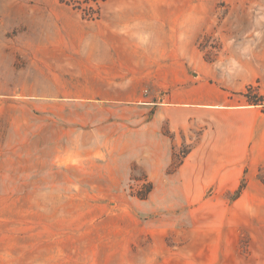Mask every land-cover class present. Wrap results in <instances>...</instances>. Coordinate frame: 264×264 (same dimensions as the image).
<instances>
[{
	"label": "rangeland",
	"instance_id": "1",
	"mask_svg": "<svg viewBox=\"0 0 264 264\" xmlns=\"http://www.w3.org/2000/svg\"><path fill=\"white\" fill-rule=\"evenodd\" d=\"M80 1L0 0V264L262 257L264 225L238 200L244 181L213 191L207 117L180 103L198 84L235 105L264 99V0H208L199 31L168 33L166 48L120 41L107 66L65 57L80 34L55 27L58 16L41 7L83 14ZM84 5L102 17L104 0ZM166 103L182 108L171 113L185 114V129L155 118Z\"/></svg>",
	"mask_w": 264,
	"mask_h": 264
},
{
	"label": "crops",
	"instance_id": "2",
	"mask_svg": "<svg viewBox=\"0 0 264 264\" xmlns=\"http://www.w3.org/2000/svg\"><path fill=\"white\" fill-rule=\"evenodd\" d=\"M207 3L208 0H104L102 17L97 19H85L78 10L59 2L41 7L58 16L55 27L69 28L80 34V47L74 48L72 53H64L65 57L81 58V64L107 66L117 63L111 51L120 49V41L123 47L133 50L166 48L168 33L189 31L184 28L189 24L191 31H199V19L207 14L204 12ZM137 54L139 59L143 58V53ZM258 76L256 72L254 79ZM109 79L114 78H106ZM86 80H104V77ZM190 91L192 99L180 104L193 105L207 117V140L203 144L208 145V177L213 180V191L232 192L244 181L239 204L249 215L250 222L264 225V102L253 104L245 98L247 104L235 105L232 97H226L212 85L198 84ZM182 93L190 98L186 92ZM216 97H223V101ZM173 110L183 111L166 103L158 107L159 114L155 118H165L171 130L185 129V114L174 115ZM159 129L160 144H165L161 127ZM191 154L194 155L195 150ZM254 257L248 264H264V255Z\"/></svg>",
	"mask_w": 264,
	"mask_h": 264
},
{
	"label": "built area",
	"instance_id": "3",
	"mask_svg": "<svg viewBox=\"0 0 264 264\" xmlns=\"http://www.w3.org/2000/svg\"><path fill=\"white\" fill-rule=\"evenodd\" d=\"M91 0H82V1H80L79 3H77L78 4V8H80V9H82V11H83V14H86V15H91L92 13H90V11H89V9H90V7L91 6H87V5H84V6H82V4H83V2L84 3H89ZM92 11H95V9H92ZM95 13H93L92 15H94Z\"/></svg>",
	"mask_w": 264,
	"mask_h": 264
},
{
	"label": "trees",
	"instance_id": "4",
	"mask_svg": "<svg viewBox=\"0 0 264 264\" xmlns=\"http://www.w3.org/2000/svg\"><path fill=\"white\" fill-rule=\"evenodd\" d=\"M98 15V14H97ZM83 17H86V18H90V19H94V18H98V16H94V15H86V14H82ZM264 101V99H255V100H251L250 103H253V104H258V103H262Z\"/></svg>",
	"mask_w": 264,
	"mask_h": 264
}]
</instances>
